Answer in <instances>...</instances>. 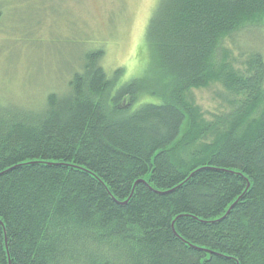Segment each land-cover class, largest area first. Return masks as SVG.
<instances>
[{
    "label": "trees",
    "instance_id": "1",
    "mask_svg": "<svg viewBox=\"0 0 264 264\" xmlns=\"http://www.w3.org/2000/svg\"><path fill=\"white\" fill-rule=\"evenodd\" d=\"M262 25L264 0H160L141 77L99 48L64 95L0 102V264H264V55L226 46Z\"/></svg>",
    "mask_w": 264,
    "mask_h": 264
},
{
    "label": "rangeland",
    "instance_id": "2",
    "mask_svg": "<svg viewBox=\"0 0 264 264\" xmlns=\"http://www.w3.org/2000/svg\"><path fill=\"white\" fill-rule=\"evenodd\" d=\"M159 1L8 0L0 22V102L31 109L49 93L64 95L82 58L99 48L109 76L122 68V82L141 77L148 65L146 30ZM226 46L239 62L253 52L264 55V25ZM225 93L212 84L192 98L210 119L227 109Z\"/></svg>",
    "mask_w": 264,
    "mask_h": 264
},
{
    "label": "water",
    "instance_id": "3",
    "mask_svg": "<svg viewBox=\"0 0 264 264\" xmlns=\"http://www.w3.org/2000/svg\"><path fill=\"white\" fill-rule=\"evenodd\" d=\"M119 108H122V106H119Z\"/></svg>",
    "mask_w": 264,
    "mask_h": 264
}]
</instances>
